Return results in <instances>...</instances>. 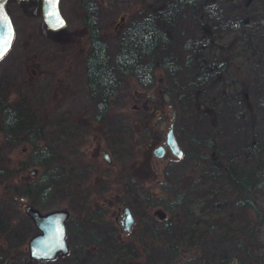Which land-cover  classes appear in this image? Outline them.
Listing matches in <instances>:
<instances>
[{
  "label": "rangeland",
  "instance_id": "rangeland-1",
  "mask_svg": "<svg viewBox=\"0 0 264 264\" xmlns=\"http://www.w3.org/2000/svg\"><path fill=\"white\" fill-rule=\"evenodd\" d=\"M88 1L114 47L132 17L171 0H61L67 23L58 28L45 23L41 0L12 1L16 32L0 58V98L20 116L33 113L44 135L33 141L24 129L4 128L0 111V203L10 194L16 200L9 217L0 212V250H28L38 227L24 204L36 197L35 205L48 208L34 191L55 179L49 207L70 210V250L30 264H264V186L255 183L264 164V0H205L195 9L172 2L169 49L202 36L188 48L191 60L179 62L177 82L163 65L150 86L125 77L102 118L86 83ZM212 61L227 63L224 77L219 67L207 68ZM171 123L183 156L168 145L163 155L153 150ZM46 143L56 157L40 162ZM228 164L249 176L242 196L256 206L226 182ZM126 203L135 215L129 230L121 222ZM163 218L171 222L166 229Z\"/></svg>",
  "mask_w": 264,
  "mask_h": 264
},
{
  "label": "trees",
  "instance_id": "trees-1",
  "mask_svg": "<svg viewBox=\"0 0 264 264\" xmlns=\"http://www.w3.org/2000/svg\"><path fill=\"white\" fill-rule=\"evenodd\" d=\"M204 1L205 0H171L167 2V5L155 6L151 4L145 7L142 9V15L132 17L121 29L119 38L117 37V44L114 47L110 46L108 41L101 34L97 22L96 4L94 3V5L91 4L88 6L89 8L85 12L84 17V26L89 34L90 40V47L85 57L87 73L86 83L89 97L92 99L93 105H95L96 108L95 115L97 118H102L108 111L111 105V97L118 92L121 83L127 76H134L144 85L150 86L156 81L157 67L163 65V67L167 68L169 73H172L170 74L172 76V81H178L174 70L181 66L179 62H182L183 56L186 61L191 60L192 56L188 53V48L193 46L192 43L195 42V40L201 41L202 36L187 35L177 41V45L174 49H169L171 31L168 28L166 20V16H168L166 7L170 6L172 8V2H174L179 9L188 5L195 9L203 4ZM237 22L242 26V24L245 23V19L240 18ZM207 41H209V39ZM226 64L227 63L224 61H218L216 63L212 61L210 68L209 66H207V68L213 69L215 66L219 67L218 71L220 75L224 77L229 68ZM204 68L205 66L200 65V70ZM168 89L170 93H173L170 87ZM183 93H186V91ZM1 99L2 98H0V111L4 119V128L9 130L24 129V134L30 135L33 141H36V138L43 137L44 134L42 133L41 125L34 120L33 113L32 115L20 116L19 113L17 114L12 110L7 101ZM36 126L38 127L36 135H34V132L28 133L33 131ZM74 129L73 124H68L65 133L72 134ZM56 151L53 144H44L41 151L43 156L40 162L53 160L56 157ZM34 157L33 160H39ZM216 159L218 161V158ZM226 167L227 172L223 174L226 182L231 184V186L242 188L241 194L237 196L238 199L244 203L256 206V202L242 196L247 187L252 184L251 179L248 178L249 176L244 173L238 174L232 165L228 164ZM57 183L58 180L54 179L50 184H43L42 186L37 185V189L34 192H40L39 199L43 206L49 207L51 203H53L52 201L56 194L54 190L55 188L57 189ZM255 183L264 186V164L260 166V175L257 176ZM27 186L30 191L33 190L30 182H27ZM12 197V194H10L4 199H1L0 207L2 210L0 212H2L3 216L9 217L10 215L8 209L9 201ZM13 199L15 200V197H13ZM31 202L34 204L37 203V198H32ZM17 209L20 211V207ZM27 216L31 218L29 215ZM162 221L163 224L161 223V225L164 229H166L167 224L171 223L168 218H163ZM172 235L175 236V232H173ZM171 238L172 237L169 236L166 239L171 240ZM10 244L12 245V243ZM177 244V240H172L170 242L173 248H176ZM5 258L29 260L30 257L28 256V250L24 248H17L15 251H11L10 248H5L4 251L0 250V264H2Z\"/></svg>",
  "mask_w": 264,
  "mask_h": 264
},
{
  "label": "water",
  "instance_id": "water-1",
  "mask_svg": "<svg viewBox=\"0 0 264 264\" xmlns=\"http://www.w3.org/2000/svg\"><path fill=\"white\" fill-rule=\"evenodd\" d=\"M41 13L45 23L51 28H58L67 23V17L62 9L61 0H41ZM0 15L3 23L0 24V46L6 49L4 54L13 44L16 26L13 18L6 7V0H0ZM3 54V56H4ZM176 110H174V114ZM166 145L178 156H183L185 149L182 146L174 124L171 123L166 131L162 142L154 146L157 155L166 152ZM103 154L108 161L112 160L109 151L104 148ZM37 168H32L35 172ZM122 202V200H120ZM25 211L32 218L38 230L28 239V252L30 258L49 259L55 258L59 253H67L70 250L68 239V217L70 210L66 206H55L43 209L32 202L24 204ZM123 219H121L125 230L132 228L135 215L130 204L123 206ZM8 264H30L28 259H8Z\"/></svg>",
  "mask_w": 264,
  "mask_h": 264
},
{
  "label": "flooded vegetation",
  "instance_id": "flooded-vegetation-1",
  "mask_svg": "<svg viewBox=\"0 0 264 264\" xmlns=\"http://www.w3.org/2000/svg\"><path fill=\"white\" fill-rule=\"evenodd\" d=\"M13 0H6V7H7V9L9 10V12H10V14H11V16H12V18H13V21H14V23L16 24V17H15V15H14V8H13V2H12ZM17 1H19V0H17ZM23 1H25V0H23ZM85 1H87V0H85ZM88 4H89V1H88ZM61 5H62V2H61ZM89 5H91V4H89ZM62 9H63V6H62ZM63 11H64V9H63ZM65 13V12H64ZM66 15V14H65ZM67 17V16H66ZM16 26V25H15ZM121 219H123V217L121 218Z\"/></svg>",
  "mask_w": 264,
  "mask_h": 264
},
{
  "label": "snow or ice",
  "instance_id": "snow-or-ice-1",
  "mask_svg": "<svg viewBox=\"0 0 264 264\" xmlns=\"http://www.w3.org/2000/svg\"><path fill=\"white\" fill-rule=\"evenodd\" d=\"M3 16L2 15H0V24H2L3 23ZM4 51H6V49L5 48H3V46H0V58H2L3 57V54H4Z\"/></svg>",
  "mask_w": 264,
  "mask_h": 264
}]
</instances>
